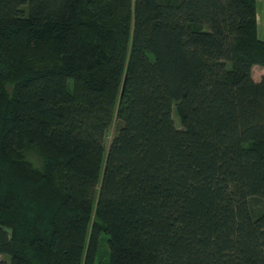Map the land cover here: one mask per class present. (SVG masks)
Returning a JSON list of instances; mask_svg holds the SVG:
<instances>
[{
    "label": "trees",
    "instance_id": "1",
    "mask_svg": "<svg viewBox=\"0 0 264 264\" xmlns=\"http://www.w3.org/2000/svg\"><path fill=\"white\" fill-rule=\"evenodd\" d=\"M256 7L0 0V264H264Z\"/></svg>",
    "mask_w": 264,
    "mask_h": 264
},
{
    "label": "rangeland",
    "instance_id": "2",
    "mask_svg": "<svg viewBox=\"0 0 264 264\" xmlns=\"http://www.w3.org/2000/svg\"><path fill=\"white\" fill-rule=\"evenodd\" d=\"M262 9L264 11V4L262 5ZM259 37L260 39H262V35L259 34ZM264 74V68L261 67V66H254L252 68V71H251V77L252 79L255 81V82H258L260 80V77ZM174 119V123L176 125V127L179 128V122H178V119L177 117L174 115L173 117ZM115 130H116V127H115V124L110 128V130L108 131L107 133V136H106V139H105V146L107 147L109 142L111 141V138L113 137L114 133H115ZM0 261H6V257L0 255Z\"/></svg>",
    "mask_w": 264,
    "mask_h": 264
},
{
    "label": "crops",
    "instance_id": "3",
    "mask_svg": "<svg viewBox=\"0 0 264 264\" xmlns=\"http://www.w3.org/2000/svg\"><path fill=\"white\" fill-rule=\"evenodd\" d=\"M256 3H257L256 22H257L258 36H259V34H261L263 36L262 40H264V11L262 9V5L264 4V0H256Z\"/></svg>",
    "mask_w": 264,
    "mask_h": 264
}]
</instances>
